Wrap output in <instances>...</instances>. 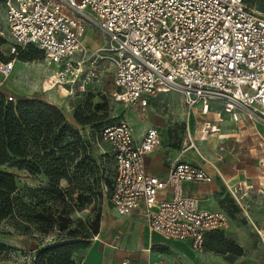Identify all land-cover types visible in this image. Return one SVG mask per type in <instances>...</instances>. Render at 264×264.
Wrapping results in <instances>:
<instances>
[{"label":"built area","instance_id":"built-area-1","mask_svg":"<svg viewBox=\"0 0 264 264\" xmlns=\"http://www.w3.org/2000/svg\"><path fill=\"white\" fill-rule=\"evenodd\" d=\"M11 37L8 77L17 54L33 45L44 53L48 74L42 91L63 88L68 96L87 93L113 72L118 101L147 107L161 92L183 93L189 113L223 104L235 121L264 123V6L246 0H3ZM106 39L91 49L83 41L87 24ZM47 84V87L44 85ZM8 100H14L12 95ZM204 132L217 130L210 122ZM101 139L115 159L110 203L120 215L141 210L149 232L189 240L202 250L213 231L231 227L229 215L208 209L183 192V182H210L213 176L189 161L171 164L166 175L147 170L146 156L161 141L157 126L136 137L125 119L105 124ZM186 149L198 150L188 131ZM264 165V163H263ZM258 192L264 194V177ZM252 186L230 188L242 202ZM171 191L170 197L161 192ZM263 241L264 233L259 232ZM125 264V262H124ZM160 264V263H154Z\"/></svg>","mask_w":264,"mask_h":264},{"label":"rangeland","instance_id":"rangeland-1","mask_svg":"<svg viewBox=\"0 0 264 264\" xmlns=\"http://www.w3.org/2000/svg\"><path fill=\"white\" fill-rule=\"evenodd\" d=\"M246 1L251 5L264 6V0ZM0 36L4 39V42L0 44V59L3 60L11 56L10 43L12 41L6 28L3 0H0ZM105 39L104 33L98 27L93 26L91 23L87 24L83 41L89 48L94 49L98 47ZM28 55H32L34 58L25 60L24 58ZM17 60H20L17 63L20 67L15 65L12 73L7 77V81L16 83L20 91L18 93L4 92L7 95H12L17 101L22 98H41L56 105L65 114L67 120L85 136L90 135L91 138L95 137L93 143L95 144V153L99 157L101 155L110 156L112 149L108 142L96 139L98 128L105 123L115 122L120 119L127 120L132 125L136 135H140L148 126H158L161 133V141L149 156L148 163L150 166L157 164L164 170L170 167L173 162L183 158L188 131H191L193 136L197 135L198 142L207 141V138H209V136L195 132L197 129L199 130L197 124L202 119L197 116V113L195 118L193 112H188L184 105V96L181 91L170 90L161 92L151 99L147 107L118 101L115 98L117 88L113 82V72H111L99 83L93 84L87 93L68 96L66 91L60 87L42 91L41 85L47 77L48 69L44 57L35 47L25 49L24 52L18 55ZM41 76L43 80L39 82V85H34V82L40 80ZM211 105L213 108H210L211 112L207 114V119H211L214 116L218 117L214 111H224L223 104L218 101H212ZM80 109H84L86 114H93L95 121L89 125H83L76 121L74 114ZM221 116L225 119L229 117L225 112H222ZM215 138L216 140L213 143L218 147L219 137ZM231 138H235L234 135ZM111 163H108L107 166H113L114 162ZM19 180L22 187L38 188L47 186L48 184V180L44 175H32L26 171H19ZM111 180L112 175H110ZM67 185L66 180H63L61 186L66 187ZM109 189V186L104 187L100 201L88 204L82 210L79 209L78 192H75L73 195L74 200H68V204L73 205V210L70 214L64 215L71 220L69 222L57 220L55 226L47 231H40L37 229L38 227L34 226L33 233L22 234L14 229L11 221H5L0 229V262L41 264L40 258L37 257V248L35 247L41 240L50 242L58 239V233L61 232L60 224L65 225L64 230H62L64 232H68L70 229L83 231L82 226H79L77 223L78 220L82 219L85 223H94L98 219L97 216L100 212L102 215L104 214V210H102L104 207H109L114 216L119 217L115 214L110 203ZM217 195L216 203L235 217L241 209L240 205H237L233 199L225 195V191L222 188L221 191H218ZM51 204L52 202H48L47 206ZM62 209L60 207L58 210L62 211ZM214 236L211 234L208 237L207 245L198 251L188 246H182L177 240L166 239V241H161L155 247L157 249V262L160 264H245L238 261L233 262V259L251 253V255L259 258V261H255L254 264H264V241L261 235L259 236V234L254 233V236L250 237V249L243 248L241 255L230 252L220 254L212 250L210 246L214 243L212 241V237ZM224 236L239 244L233 231L224 232ZM94 239L95 235L91 238V243ZM74 258L77 264H81L76 253L74 254Z\"/></svg>","mask_w":264,"mask_h":264},{"label":"trees","instance_id":"trees-1","mask_svg":"<svg viewBox=\"0 0 264 264\" xmlns=\"http://www.w3.org/2000/svg\"><path fill=\"white\" fill-rule=\"evenodd\" d=\"M2 42L4 39L0 36V44ZM29 47L35 46L29 45L25 49ZM35 48L44 57L43 51ZM33 58L28 55L24 59ZM7 96L0 90V229L5 221H11L14 229L22 234L33 233L34 226L40 231H47L55 226L57 220H71L64 215L73 210L68 200H74L75 192H78L80 210L100 201L104 187L109 186L111 192L115 176L112 150L110 156H97L93 143L95 137L85 136L56 105L41 98L17 101L8 100ZM74 118L83 125L95 121L93 114H86L84 109L77 111ZM105 124L96 132L98 141H103L100 132ZM111 162H114L113 166L108 167ZM19 171L42 174L48 184L38 188L22 187ZM63 180L68 184L66 187L61 186ZM48 202L52 204L47 206ZM60 207L62 211L58 210ZM101 215L100 212L94 223L79 219L77 223L83 231L70 229L64 232L65 225L60 224L58 239L50 242L41 240L35 247L40 263L77 264L74 254L90 246L91 238L99 233ZM224 232H210L205 246L212 234L215 235L210 246L212 250L220 254L230 252L241 255L243 248L227 239Z\"/></svg>","mask_w":264,"mask_h":264},{"label":"crops","instance_id":"crops-1","mask_svg":"<svg viewBox=\"0 0 264 264\" xmlns=\"http://www.w3.org/2000/svg\"><path fill=\"white\" fill-rule=\"evenodd\" d=\"M18 61L20 60H15V65L20 67L17 64ZM42 80L41 76L40 80L34 82V85H39ZM0 90L8 93L20 91L16 83L8 82L7 77L3 78L1 73ZM222 112L225 111H214L218 117L207 119L208 113L201 114L200 108L193 111L195 118L197 113V116L202 119L197 124L199 130L197 129L195 132L209 136V138L207 141L198 142L197 135H195L194 139L198 150L194 148L184 150L183 158L179 161H189L201 165L213 176V180L210 182L184 181L183 192L198 197L201 206L205 208L225 211L231 220V227L225 232L233 231L239 245L242 248L250 249V237L254 236V233H264V194L258 192L259 180L264 177V123L251 120L235 121L227 112L225 113L229 117L225 119L221 116ZM207 122L215 125L217 130L211 133L204 132L202 129ZM143 132L140 135L135 134L136 137H141ZM233 135L235 138H231ZM215 137H219L218 147L213 143L216 140ZM198 143L201 144L198 145ZM152 152L146 156L147 170L152 174L166 175L169 167L164 170L157 164L150 166L148 163ZM239 183L252 186L250 194L242 202V205L235 201L230 192V188ZM221 188L224 189L225 195H228L241 207L235 217L216 203V195L218 191H221ZM170 196V190L161 192V197ZM102 210H104V214L101 215L99 233L89 247L76 252L81 264L159 263L155 247L166 239L177 240L182 246H188L195 250L189 240L174 239L159 232H149L141 210L130 215H120L113 207L115 214L119 217H115L109 207H104ZM239 257L240 259H238ZM239 257L234 258L233 262L254 264L255 261H259V258L251 253ZM0 264L22 263L0 262Z\"/></svg>","mask_w":264,"mask_h":264}]
</instances>
